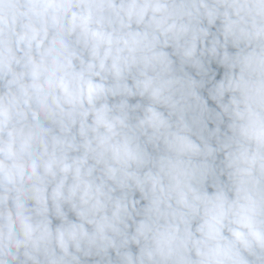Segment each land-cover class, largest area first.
I'll return each mask as SVG.
<instances>
[{"label":"clouds","instance_id":"1","mask_svg":"<svg viewBox=\"0 0 264 264\" xmlns=\"http://www.w3.org/2000/svg\"><path fill=\"white\" fill-rule=\"evenodd\" d=\"M0 264H264V0H0Z\"/></svg>","mask_w":264,"mask_h":264}]
</instances>
